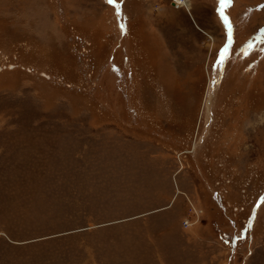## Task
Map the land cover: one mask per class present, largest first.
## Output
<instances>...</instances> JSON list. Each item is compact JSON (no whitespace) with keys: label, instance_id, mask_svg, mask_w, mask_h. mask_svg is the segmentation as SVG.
Masks as SVG:
<instances>
[{"label":"rangeland","instance_id":"1","mask_svg":"<svg viewBox=\"0 0 264 264\" xmlns=\"http://www.w3.org/2000/svg\"><path fill=\"white\" fill-rule=\"evenodd\" d=\"M174 1L0 0V264H264V0Z\"/></svg>","mask_w":264,"mask_h":264},{"label":"built area","instance_id":"2","mask_svg":"<svg viewBox=\"0 0 264 264\" xmlns=\"http://www.w3.org/2000/svg\"><path fill=\"white\" fill-rule=\"evenodd\" d=\"M184 1H185V0H175V1H174V6L179 7L180 4H184Z\"/></svg>","mask_w":264,"mask_h":264},{"label":"bare ground","instance_id":"3","mask_svg":"<svg viewBox=\"0 0 264 264\" xmlns=\"http://www.w3.org/2000/svg\"><path fill=\"white\" fill-rule=\"evenodd\" d=\"M184 4H185V6L188 7V5H189V0H185V1H184ZM187 7H186V8H187ZM178 8H179V7H178ZM189 12H190V9H189ZM236 41H237V40H236Z\"/></svg>","mask_w":264,"mask_h":264},{"label":"snow or ice","instance_id":"4","mask_svg":"<svg viewBox=\"0 0 264 264\" xmlns=\"http://www.w3.org/2000/svg\"><path fill=\"white\" fill-rule=\"evenodd\" d=\"M115 0H109V3H114ZM125 26L123 24H121V28H124Z\"/></svg>","mask_w":264,"mask_h":264},{"label":"water","instance_id":"5","mask_svg":"<svg viewBox=\"0 0 264 264\" xmlns=\"http://www.w3.org/2000/svg\"><path fill=\"white\" fill-rule=\"evenodd\" d=\"M220 13H221V12H220ZM226 28H227V29H230V24L227 23V21H226Z\"/></svg>","mask_w":264,"mask_h":264},{"label":"trees","instance_id":"6","mask_svg":"<svg viewBox=\"0 0 264 264\" xmlns=\"http://www.w3.org/2000/svg\"><path fill=\"white\" fill-rule=\"evenodd\" d=\"M234 24H235V22H234ZM235 28H236V31H238V30H237V25H236V24H235ZM236 40H237V39L235 38V41H236Z\"/></svg>","mask_w":264,"mask_h":264},{"label":"crops","instance_id":"7","mask_svg":"<svg viewBox=\"0 0 264 264\" xmlns=\"http://www.w3.org/2000/svg\"><path fill=\"white\" fill-rule=\"evenodd\" d=\"M231 19V18H230Z\"/></svg>","mask_w":264,"mask_h":264}]
</instances>
